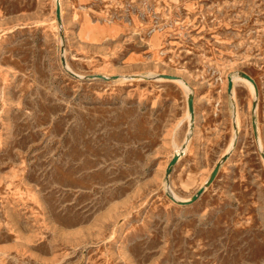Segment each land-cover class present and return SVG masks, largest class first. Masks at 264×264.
<instances>
[{"label":"rangeland","instance_id":"374dc122","mask_svg":"<svg viewBox=\"0 0 264 264\" xmlns=\"http://www.w3.org/2000/svg\"><path fill=\"white\" fill-rule=\"evenodd\" d=\"M57 1L0 0V264H264V0Z\"/></svg>","mask_w":264,"mask_h":264},{"label":"water","instance_id":"95a60500","mask_svg":"<svg viewBox=\"0 0 264 264\" xmlns=\"http://www.w3.org/2000/svg\"><path fill=\"white\" fill-rule=\"evenodd\" d=\"M55 14H56V20L57 22H60V7H59V2L56 0V10H55ZM238 77H241L243 79H245L248 83H250L253 87V89H255V84H254V81L249 77L247 76L246 74L244 73H238L237 74ZM228 86H227V93L228 94H231V88H232V82H231V79L228 78ZM187 112L190 116V130L192 129V124H193V106H192V96L191 95H188L187 96ZM251 123H252V127H253V132H254V120L252 118L251 120ZM227 158V155L223 156L220 161L215 165L212 173L210 174L208 180L205 182L204 186L202 188H200L196 194L190 198V200H188L187 202H184V203H181V204H191L193 202H195L204 192V190L212 183V181L214 180L218 170H219V166H220V163L221 162H224ZM262 158L264 159V155H262ZM178 159V155H174L166 169V173H165V178L168 177V175L170 174V171H171V168L172 166L176 163ZM171 200L172 198L167 195Z\"/></svg>","mask_w":264,"mask_h":264},{"label":"bare ground","instance_id":"6f19581e","mask_svg":"<svg viewBox=\"0 0 264 264\" xmlns=\"http://www.w3.org/2000/svg\"><path fill=\"white\" fill-rule=\"evenodd\" d=\"M230 79H231V77H230ZM234 79H239V80H242V81H244L245 83H247L248 84V87H249V89H250V91L253 93V87H252V85L250 84V83H248L245 79H243V78H241V77H234L233 78V80ZM231 82L233 83V81H232V79H231ZM187 96H188V94H187ZM232 96V91H231V94H230V97ZM233 110H234V107H233ZM189 115V114H188ZM190 117V116H189ZM190 119V118H189ZM236 124V123H235ZM233 128L235 129V127H234V125H233ZM184 143H188V140L186 139L185 140V142ZM231 150V149H230ZM178 151H180V153L178 152ZM174 155H178V157L180 156V154H182L183 153V150H181V149H179ZM232 153V152H231ZM204 184H205V182H203V184H202V187L204 186ZM201 187V188H202ZM173 199H177L174 195H173ZM185 202H187V201H185Z\"/></svg>","mask_w":264,"mask_h":264}]
</instances>
